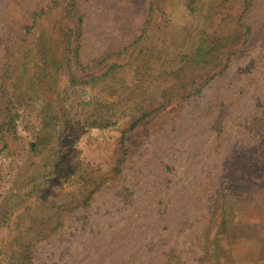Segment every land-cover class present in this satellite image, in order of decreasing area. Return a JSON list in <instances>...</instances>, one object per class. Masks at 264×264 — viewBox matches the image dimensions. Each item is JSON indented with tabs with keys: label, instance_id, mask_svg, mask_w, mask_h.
Listing matches in <instances>:
<instances>
[{
	"label": "rangeland",
	"instance_id": "374dc122",
	"mask_svg": "<svg viewBox=\"0 0 264 264\" xmlns=\"http://www.w3.org/2000/svg\"><path fill=\"white\" fill-rule=\"evenodd\" d=\"M53 1L0 0V126L15 120L0 127V264L27 234L33 264H264V0H75L83 62L149 16L136 60L107 56L96 73L123 63L115 76L75 86L56 32L70 1ZM237 20L250 32L219 73ZM198 45L209 61H190ZM192 78L202 90L182 99Z\"/></svg>",
	"mask_w": 264,
	"mask_h": 264
},
{
	"label": "trees",
	"instance_id": "16d2710c",
	"mask_svg": "<svg viewBox=\"0 0 264 264\" xmlns=\"http://www.w3.org/2000/svg\"><path fill=\"white\" fill-rule=\"evenodd\" d=\"M70 2V7L68 8V10L66 11V14H63L60 18L61 23L59 24V26L56 28V32L58 33L59 36L65 37L64 40V45H65V52H67L69 54L67 60L69 62H71L73 60V58H76V64L77 69L81 71L82 75H86V77L80 75L77 76L74 71H72L70 68L67 71V75H68V79L71 85L75 86L77 84H91L93 81L98 80V79H102V78H111L113 76L116 75L117 71L119 70L120 67L123 66V63H119L117 61H113L112 63L108 64L105 68V70H103L100 73H96V71L100 68L103 67V65L106 63L105 60L107 59V56H115V57H120L121 54H125V57H127V59H137V57L135 56V53L137 51V46L140 43V40L144 39L145 35H144V31H145V27L146 24L149 22V16L147 17L146 21H145V25L143 28V34H141L135 41H133V43L131 45H127V47H125L124 49H120L116 52H113L111 54H108L107 56L103 57L100 60H90L88 62H83L81 58H78L79 56V49H80V35L82 33V14H78L73 12V6L75 4V0H69ZM153 1L151 0V3ZM253 0H244V9L246 10L251 4H252ZM54 5H57L55 3V0L53 1ZM152 11V7L150 8ZM192 10H194V8H191ZM45 12V10L43 8L37 9L33 11V15H36L37 17H40V15ZM149 15V14H148ZM36 21L35 19L32 21V24L30 25H25V34L26 33H30V31H32L33 27L35 25ZM250 32V27L248 26V24H244V23H240V20H237L234 25L231 28V31L229 33V35H227V38L229 36H231L232 38L231 41H233V47L230 46L229 50H223L222 56L219 57V65H220V69H219V73L225 71V69L228 67V60H229V53L231 52H241L243 49H241L243 47L244 44H239L238 40L239 38L242 37L243 39V43L246 42V36L249 34ZM42 36H44V34H42ZM217 41L215 42V44H217L219 36L216 37ZM236 39V40H235ZM223 44L221 45H228L229 40L228 39H224ZM238 45V46H236ZM131 46V47H130ZM130 47V50L128 52H126V50ZM241 47V48H240ZM232 48V49H231ZM207 47L203 46V45H198L195 48V51L191 57V62H197V61H209L211 58L204 56V54L206 53H202V51H207L206 50ZM139 53V50L137 51L136 55ZM125 63V62H124ZM28 66L23 65L21 67V73H24L27 71ZM206 76H208L209 80L210 78L214 77L215 74H210L209 71H207L205 73ZM7 82H3L2 86H6ZM195 79L192 78L190 80H186V82H182L180 89H181V96L183 97L182 99H186L194 94L199 93L202 90L203 87V83L202 82H198L195 84ZM5 93L6 89H4ZM12 94H15L13 92H11ZM11 93L9 98L11 99ZM6 116L3 117L2 122H1V126L0 127H6V129L8 130H12L14 129V118L11 116V114H5ZM144 118V116H140L138 117L134 123L132 124L131 127H134L139 121H142ZM107 123V122H106ZM100 125V123L98 124ZM33 147L34 144H32ZM36 148V147H35ZM225 225V224H224ZM226 228H228V226L225 225ZM27 234V233H26ZM30 235V234H29ZM29 235H25L24 239H22V241L20 243H22V245L20 246V248L15 251V255H13L12 259L9 260L7 263L5 264H33V251H32V243L34 241L33 240H29ZM40 233L37 234V236H39ZM45 235V234H44ZM33 236H36V233L33 234ZM44 237V236H43Z\"/></svg>",
	"mask_w": 264,
	"mask_h": 264
}]
</instances>
